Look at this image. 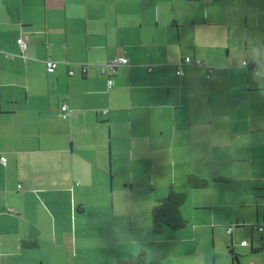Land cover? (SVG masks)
<instances>
[{
	"label": "crops",
	"instance_id": "0c3cea01",
	"mask_svg": "<svg viewBox=\"0 0 264 264\" xmlns=\"http://www.w3.org/2000/svg\"><path fill=\"white\" fill-rule=\"evenodd\" d=\"M255 4L0 0V264H264ZM169 188L186 221L156 232Z\"/></svg>",
	"mask_w": 264,
	"mask_h": 264
},
{
	"label": "trees",
	"instance_id": "16d2710c",
	"mask_svg": "<svg viewBox=\"0 0 264 264\" xmlns=\"http://www.w3.org/2000/svg\"><path fill=\"white\" fill-rule=\"evenodd\" d=\"M207 181V179L197 175H190L188 178V183L192 187L203 186ZM184 199L185 193L183 191L169 188L164 195L156 200L151 208L152 228L154 231L159 232L165 226L176 229L185 224L186 220L182 216L180 209ZM234 256H236V253H234ZM131 259L133 260L132 257ZM138 259H143V252L140 253Z\"/></svg>",
	"mask_w": 264,
	"mask_h": 264
},
{
	"label": "built area",
	"instance_id": "2783aa9c",
	"mask_svg": "<svg viewBox=\"0 0 264 264\" xmlns=\"http://www.w3.org/2000/svg\"><path fill=\"white\" fill-rule=\"evenodd\" d=\"M17 43H18V45H19V47L21 49L20 55L23 56V57H25L26 55H25V52L24 51H25V48H26V43H25L24 37L22 35L17 38ZM127 61H128V59L124 55L116 56L114 58L109 59L107 62H104L103 64H101V70L104 71V70L107 69V70H109V72H111V71H113L116 68V66L118 64H124V63H127ZM183 61L184 62H191V61H193L195 63L202 64V61L200 59L196 58V59H193L192 60L187 55L183 58ZM44 62H45V66H46V70L47 71L54 70L56 68L57 64H58V61L57 60L51 59V58H46L44 60ZM259 64L260 63L257 62V61L249 62L246 59H243L241 61V65H243L244 67H247L250 71H255L256 70V67ZM261 64L264 65V61ZM208 68H209V70L212 69L211 66H209ZM68 72L69 73H72V70L69 69ZM176 72L177 73H181L182 70L180 68H178ZM111 83H112V79L111 78H108L107 79V85H108V87L111 86ZM105 111H106V108L101 109V112L102 113H104ZM70 113H72V109H70L66 103H62L61 106H60V111L58 112V114L61 115V116H66V115H68ZM0 162L1 163H5V156L4 155H0ZM230 229H231V226H228L227 231H230ZM245 242H246L245 240H242L241 241V243H245Z\"/></svg>",
	"mask_w": 264,
	"mask_h": 264
},
{
	"label": "rangeland",
	"instance_id": "374dc122",
	"mask_svg": "<svg viewBox=\"0 0 264 264\" xmlns=\"http://www.w3.org/2000/svg\"><path fill=\"white\" fill-rule=\"evenodd\" d=\"M251 1H253V2H257V4L253 5L254 8H255L256 6H258V5H259V6L261 5L262 9L264 10V0H251Z\"/></svg>",
	"mask_w": 264,
	"mask_h": 264
}]
</instances>
